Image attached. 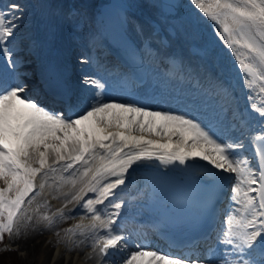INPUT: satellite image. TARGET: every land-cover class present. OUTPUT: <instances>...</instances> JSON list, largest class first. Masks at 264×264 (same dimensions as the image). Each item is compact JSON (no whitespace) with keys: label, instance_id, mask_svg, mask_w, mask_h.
<instances>
[{"label":"snow or ice","instance_id":"1","mask_svg":"<svg viewBox=\"0 0 264 264\" xmlns=\"http://www.w3.org/2000/svg\"><path fill=\"white\" fill-rule=\"evenodd\" d=\"M190 4L198 10L192 13L194 22L210 21L234 58L245 93L243 110L232 106L236 85L227 77L209 78L206 84L190 81L189 93L176 97L187 110L172 111L106 96V85L88 74L80 81L83 95L54 99L65 105L67 116L63 109L45 108L22 95L27 73L20 71L22 61L13 59L10 47L24 9L15 0L0 7V243L6 234L12 241L51 231L69 254L90 249L85 260L96 264H264V0ZM80 63L91 60L82 57ZM121 88L128 89L127 81ZM190 159L205 162L200 166L207 181L205 211L214 196L229 191V211L219 227L190 241L181 253L154 250L146 236L132 244V234L122 225L115 230L125 206L119 193L129 175L155 168L147 162L167 168ZM155 173L154 181L164 180L166 173ZM64 187L69 191L62 192ZM45 188L61 193L52 199L62 207L37 201ZM88 193L94 196L85 199ZM70 204L86 210L87 216L79 218L91 223L66 228L61 236L57 225L78 214L65 212Z\"/></svg>","mask_w":264,"mask_h":264},{"label":"bare ground","instance_id":"2","mask_svg":"<svg viewBox=\"0 0 264 264\" xmlns=\"http://www.w3.org/2000/svg\"><path fill=\"white\" fill-rule=\"evenodd\" d=\"M51 1H55V0H47V6L50 4V2ZM9 2H12V0H0V7H2L3 5H5V4H7V3H9ZM15 2H17V3H19V4H21L22 3V0H15ZM60 0H58V5L60 4ZM55 4H56V1H55ZM160 0H143L142 1V5H141V8H140V16L142 17V16H149L150 15V13L152 14V12H155V13H157L159 10H160ZM164 6H166V3H164ZM23 7V6H22ZM28 7V6H27ZM24 8L23 7V9H24V11H23V13H25L26 15H29L30 16V20H31V14H28V12H29V9L28 8ZM50 9H46L45 11H49ZM57 15L59 16V14L57 13V12H54L53 11V16H52V14H51V12L50 13H48V14H46V17H45V19H50L51 18V16H52V21H54V20H56V18H57ZM21 20H19L18 21V23L20 24V27L16 30V32H18V33H21L20 31L22 30V31H25L26 30V28H24L23 27V24H21L22 22H20ZM136 22V24L138 25V26H140V22H138L137 20L135 21ZM210 22V21H209ZM57 23V28H56V25H52V26H50L49 27V31H48V28H46V29H44V27H43V29H42V35H46L47 34V39L45 40V42L44 43H46V42H49V41H51L54 37H53V35L55 34V36L58 34V35H60L59 34V31H57L56 33L54 32V30L55 29H57V30H61V23H59L58 21L56 22ZM59 23V24H58ZM30 27H31V25H30ZM29 27V28H30ZM23 35L21 34V36L20 35H16V37H17V39H16V43L17 44H15V46H17V45H21V44H25V45H28L27 43L28 42H22V43H20V41H26V39H25V36L24 37H22ZM98 51V50H97ZM25 55V53L24 54H22V56H24ZM13 59L15 60L16 59V57H14L13 56ZM212 64H213V62H212ZM220 65H222V67L223 66H225V61H223L222 60V63L220 64ZM26 69H29L28 67L27 68H25V69H22L24 72L26 71ZM20 71H21V69H20ZM22 71V72H23ZM30 71H28L27 70V73H29ZM114 76H117L118 77V75H116V74H113ZM106 77V76H105ZM34 78H36V77H34ZM203 78H206V79H209V78H211V79H217L216 78V76H215V74H209V73H207V72H205L204 73V76H203ZM107 81H108V78H107ZM13 82V81H12ZM25 83L27 84V89H26V92L24 93V95L23 96H26V97H28L29 99H31V98H35V97H38V98H42V96H43V94L41 93V90H40V88H39V82H37V85L35 86V87H32L31 89H29L30 88V85L27 83V81H25ZM189 91H190V89H188V87L187 86H184L183 88H181L180 89V91H179V93H178V96H181V97H183V96H185V95H187L188 93H189ZM137 92H140V89H138V91ZM40 94H42V96H40ZM162 100H161V102L160 103H158L156 106L155 105H152L151 107H150V109H163V110H172V111H177V109L176 108H174L173 106H172V98L173 97H175L176 96V93H175V90L171 87V86H168L166 89H163L162 90ZM43 102V101H42ZM177 104H178V106L180 107V111H186L187 109L185 108V106L184 105H182V104H180V103H178L177 102ZM41 105H43V103H41ZM227 120H225L224 122H226ZM166 133H171V129H165L164 130ZM233 135H238L237 133H233ZM154 139H156V140H159V138L158 137H153ZM173 139H175V137H173ZM164 143V142H163ZM170 144H172V143H170ZM144 184H146V181L144 182ZM42 200H47V199H44V198H41ZM48 201V200H47ZM71 205V204H70ZM70 205H68V207L70 206ZM61 207H62V204H61ZM100 208L102 209L103 208V206H101L100 205ZM234 208H235V206L233 205L232 206V210H234ZM81 215V214H80ZM80 215L78 216V218H76V220H77V222L79 221V217H80ZM85 216H87V214H84ZM86 220H87V218H85ZM85 219H83L81 222H83ZM65 223H67V224H69L70 223V221H69V219H68V221L67 222H65ZM64 222H63V224L61 225V227H56V231H59L60 233H61V236H63V234H64V229H66V227H64V224H65ZM77 223H75L74 225H76ZM68 227V226H67ZM49 233H52L51 231H45V232H43V235L45 234V238H44V240H43V242H42V244H43V246H42V251H41V256H40V264H46V263H48V261L50 260V255H49V251H50V248L48 247V252H47V254H45L46 253V250H45V252H44V248L46 247V239L48 238V235H49ZM53 234V233H52ZM33 236H35V237H33ZM55 237V238H54ZM38 238V239H37ZM59 238L57 237V236H55L54 234H53V236H52V238H51V241H50V244H52L53 243V241H55V243H56V245H55V247H56V253H54V257H53V264H64V262L62 261V260H60L58 257V255H63V253H62V251L58 248V245L59 244H57V240H58ZM38 241L40 242L41 241V239H40V236H39V234H34V233H30L29 232V234H28V236H27V238H25V237H22V238H20L19 239V241H18V244L22 247L21 249H20V251H25V254L27 253V252H29V253H31V251H36V249L37 248H39L40 246H39V243H38ZM154 243H150V246H151V248L152 249H154V250H157V251H162L161 249H158L155 245H153ZM60 245H62V243L60 244ZM87 250H89V249H87ZM66 253H68L66 250H64ZM77 251V250H76ZM76 251H73L71 254H74V255H72V258L70 259L71 261H73L74 260V258L73 257H75V252ZM165 252H168V251H166L165 250ZM37 253L35 252L34 254H33V257L34 256H36L37 257V255H36ZM58 254V255H57ZM68 264H70V263H68ZM75 264H82L81 263V260H80V257L79 256H77L76 258H75ZM84 264H88L87 262L86 263H84Z\"/></svg>","mask_w":264,"mask_h":264},{"label":"rangeland","instance_id":"3","mask_svg":"<svg viewBox=\"0 0 264 264\" xmlns=\"http://www.w3.org/2000/svg\"><path fill=\"white\" fill-rule=\"evenodd\" d=\"M29 4V2L27 1V0H22V3H21V5L24 7V6H27ZM24 14V13H23ZM24 16V15H23ZM24 18V17H23ZM20 22H22L21 24H23V19H21V21ZM23 26H24V24H23ZM21 33H17L18 35L20 34H22V30L20 31ZM21 43L22 42H25V41H20ZM25 47L26 46H24V45H22L21 47L19 46V47H15V49H14V52H18V53H22V52H25ZM18 55L19 54H17L15 57H18ZM29 59H26V58H22V62L23 63H27V61H28ZM28 64V63H27ZM26 73H27V71H25ZM32 78V71H31V73L30 74H28L27 73V75L25 76V79H28V80H32L31 79ZM5 245L6 246H9V245H11L12 246V242L8 239V241L7 242H5ZM41 251H42V248H41V245H40V247L39 248H37L36 249V251H31V253H29V252H27L26 254H25V251H18L19 253L18 254H15V253H13L14 255H9V256H5V258H3V261H2V257H0V263L1 264H34L33 263V261L35 260V259H37V261H38V259L40 258V253H41ZM37 253L36 255H37V257L36 256H34L33 257V254L34 253ZM11 254V253H10ZM50 259H52L51 257H50ZM11 260H14L15 262L13 263V262H11ZM37 264V263H36ZM47 264V263H46Z\"/></svg>","mask_w":264,"mask_h":264},{"label":"trees","instance_id":"4","mask_svg":"<svg viewBox=\"0 0 264 264\" xmlns=\"http://www.w3.org/2000/svg\"><path fill=\"white\" fill-rule=\"evenodd\" d=\"M3 258H5V257H2V261H3ZM1 260V259H0ZM14 263V262H13ZM1 264V263H0ZM15 264V263H14Z\"/></svg>","mask_w":264,"mask_h":264}]
</instances>
